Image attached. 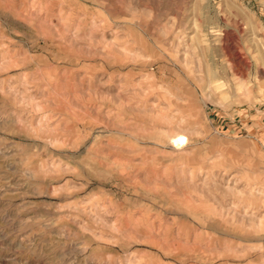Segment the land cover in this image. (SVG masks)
I'll return each instance as SVG.
<instances>
[{
	"label": "rangeland",
	"instance_id": "rangeland-1",
	"mask_svg": "<svg viewBox=\"0 0 264 264\" xmlns=\"http://www.w3.org/2000/svg\"><path fill=\"white\" fill-rule=\"evenodd\" d=\"M0 264H264V0H0Z\"/></svg>",
	"mask_w": 264,
	"mask_h": 264
},
{
	"label": "bare ground",
	"instance_id": "bare-ground-1",
	"mask_svg": "<svg viewBox=\"0 0 264 264\" xmlns=\"http://www.w3.org/2000/svg\"><path fill=\"white\" fill-rule=\"evenodd\" d=\"M185 144V139L184 137H180L177 141H176V146L178 148H182V146Z\"/></svg>",
	"mask_w": 264,
	"mask_h": 264
}]
</instances>
